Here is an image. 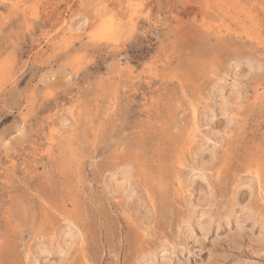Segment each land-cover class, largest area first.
Wrapping results in <instances>:
<instances>
[{
	"label": "rangeland",
	"instance_id": "rangeland-1",
	"mask_svg": "<svg viewBox=\"0 0 264 264\" xmlns=\"http://www.w3.org/2000/svg\"><path fill=\"white\" fill-rule=\"evenodd\" d=\"M2 60L0 264H264V0H0Z\"/></svg>",
	"mask_w": 264,
	"mask_h": 264
},
{
	"label": "bare ground",
	"instance_id": "bare-ground-1",
	"mask_svg": "<svg viewBox=\"0 0 264 264\" xmlns=\"http://www.w3.org/2000/svg\"><path fill=\"white\" fill-rule=\"evenodd\" d=\"M66 21H63V23H65ZM63 25V24H62ZM68 32H71V27L68 26V28L66 29ZM5 61H0V71H2L5 68ZM228 104V100H223V106H226ZM211 159V158H210ZM197 169V168H196ZM189 197V196H188ZM192 214V213H191ZM257 217V216H256ZM191 221V220H190ZM76 238L74 236H72L69 238V240L74 241ZM67 240V239H66ZM68 241V240H67Z\"/></svg>",
	"mask_w": 264,
	"mask_h": 264
}]
</instances>
